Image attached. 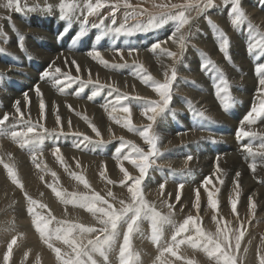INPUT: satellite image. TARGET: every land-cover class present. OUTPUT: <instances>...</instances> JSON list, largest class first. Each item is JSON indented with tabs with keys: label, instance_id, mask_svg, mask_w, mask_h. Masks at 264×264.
Here are the masks:
<instances>
[{
	"label": "rangeland",
	"instance_id": "1",
	"mask_svg": "<svg viewBox=\"0 0 264 264\" xmlns=\"http://www.w3.org/2000/svg\"><path fill=\"white\" fill-rule=\"evenodd\" d=\"M110 1L112 3L116 2V0H110ZM142 1L150 4L149 8H150V10L154 11L153 14H157L160 11V9L153 7V3L159 4V3L171 2V3H177V4L179 3L180 4V3L184 2V0H136V1L135 0H129V2L133 6H135V4H136L135 2H142ZM215 1H217V2H215V6L210 8V9H208L203 14H199L198 15L196 13V11H194V10L191 11L190 13H188L190 15V17H191V22H190L189 25H186L184 29H182V32L186 36H188V40H187L186 48H185V50H184V52L182 54V57L177 59L178 63L175 66L176 73L179 74V76L178 75L176 76V79L179 78V81H177L176 79H175V81H173L172 88H171V100H170V102L168 104V107L165 109V111L163 113H161L160 115H158L156 117V121L153 124V131L156 134L155 131H157L156 129L158 127L157 126V123L159 121L158 119H160L163 115H165V117L167 119V125H168L167 131L169 133L178 132V133H176L175 137H181V136H184V135L185 136L189 135V131H191V130H192L191 131L192 133H198V132L200 133V132H202L203 133L202 137L196 138L195 140H192L190 142H197V141H199V139L200 140L202 139L204 142L201 143L200 145H197L195 149H192L190 151L189 148H187V147H190V144H189L190 142H188V140H189V138H188V140H186V141H181L180 143H176V144H173V145L169 146L168 149L170 150V153H168V154L167 153H165V154H163V153L160 154L159 153L157 156H155L156 158L153 157L152 158V160H153L152 166L149 168V171H151V173H153L152 174L153 178L150 180L151 184H156V185L157 184H161V183L173 184L175 182L180 184V183H184V181H185V183H187V182L189 183V180H187L186 177L191 176V175L193 176V179H194L195 183L197 182V180L198 181L200 180L203 183L205 178H207V177L209 178L210 177V174H207V173L205 174V172L201 171V170L198 171V170H195V169H191V167L188 166V165H181V166L178 165V166H176L173 163L175 161H177V160L188 161L187 157H189V156L192 157L194 155L193 157L195 158V154H196V157H199V155L203 156L204 154L208 153V154H210V157L213 156L211 158H219V157H222L223 155H225L226 152H228V151H234V149L237 150L238 153H240V154H237V155H243L246 152L245 148H243L244 147L243 146L244 145V141L247 140L250 137H247L246 139L244 138L242 141L241 140H237L235 132H237V129H239L241 126L244 127L245 117H246V114H248L247 112H249L251 110L250 108H252V106L254 104H256V103L259 104L257 87H254V84L258 85L257 82H258L260 77L255 73V66L259 62H264V55L257 57V55L249 53L247 44H249V41H250L251 37L255 36L256 34L254 32H252L248 28L246 23L242 24L241 26L236 27V28H234L232 26V24L230 22L231 18H232L231 15H230V9H231L230 0H215ZM245 1L247 2V4H244ZM7 2H8V0H0V33H2V35H0V61H1L0 62V67H4V68H0V71H1L0 72V92H1L0 93V103H1V105H0L1 111L0 112H1L2 116H3L4 112L7 113V110L9 111V109H13L14 108L13 104L15 103V100L18 99V97L21 94H22L21 98H23L24 97V93H27L28 91H29L28 93H30V92L31 93H35V92H33L34 90H32V89H35L39 85L40 82L42 84H46L47 83V85H48L47 87L52 88V90H53V87L51 85L55 84L53 77L42 78V74L45 71H48V69L49 70L52 69V66H53L52 65V61L48 62L47 65H46V62L42 61L41 59H38V57L36 56L37 54L35 52H33V51L24 50V51H21L19 53L11 52L9 50V46L11 44L10 40L3 38L8 31H11V33H12V37H11L12 38V44L18 46V42L17 41L19 40L20 37H23L22 43L24 42L23 45H24L25 48L36 44L37 47H35V48H38L40 50L43 48L42 50L43 51H47V52H51L50 49H48V48H57L58 50H60L59 52H61V53H71V52H73V53H76V54H82V53H85V51L87 52V51H90V50L91 51L98 50V51H100L102 53L110 54L113 51H115L116 49H123L124 51H126L129 48H133V49L136 50L134 52H137V50L140 51V52L147 51V53L150 54L152 52L151 51L152 45L154 43H160L161 44L162 42H164L167 39H169V37H171V35L173 33V30L175 29V22L174 21H165L164 23L157 24V25H155L153 27H145V30H143V31H135L131 35H127V36L126 35H120L119 38L117 39V44H116L117 47H115V49H112L113 46L110 44L111 43L110 39H111L112 34H107L108 36L104 35L105 39H106V43L109 46L105 45V43L102 45L100 42L97 41V39L95 37H96L97 34L100 35V33L103 31V29L92 27L89 30V29H87V27L83 26L85 28L84 32L86 34L84 33L82 35V37L76 43H73V37L76 36V34L78 32H80L81 28H82L80 19H77V20L73 19L72 22L70 24H68L65 20H62V19L59 18L60 14H59V12H57L56 13L57 15L56 14L48 15L47 13H43L40 16L37 15L35 17V21H34L33 19H31L29 17V15L27 14V11H25V9L23 7H21V11H19V12L15 11L14 8L5 7ZM120 2H121V5H122L123 4V0H120ZM240 4H241V8L245 11V13L248 16V19L251 21V23L253 25L257 26L261 33H264L263 28H261V26L257 22H255V20H254V15H255V17L257 16V17H260V18H264V16H263L264 15V0H260V1L259 0H240ZM21 6H22V2H21ZM122 8H124V7L121 6L119 8V10L116 12V15L120 14L121 16L125 17V14L127 12L130 13L132 11V9L131 10L130 9L126 10V8H124L126 13H124V12L122 13L121 12ZM257 8H258V10H257ZM110 10L106 11V13H105L106 17H109L108 14L111 12ZM220 10H222L223 12L220 11ZM259 11H261L262 14ZM225 13H226V15H225ZM258 14L261 15V16H258ZM44 16H45V18H44ZM14 19H16V20H14ZM41 19L44 22H42ZM209 20H211L212 24L218 26L220 29H222L226 33L229 41L231 40V37L234 38L236 36L234 39L237 42H239L238 43L239 45H241V44L243 45V46L242 45L239 46L241 51H243L242 54H241L243 62L239 61L237 58L235 59V57H233L231 55V52L229 50L230 46L228 48V53H229L228 56L230 57V59H227L225 57L224 53L221 52L218 49L219 48V41H218L217 36L215 34V30L212 27V24L209 23ZM12 23L14 24L15 29H17L16 31H13L12 28H10V26L11 27L13 26ZM66 24H67V33H66V35H64L62 39H58V34H60L62 32H65ZM169 24H170V26H169ZM33 25H36V26H39V27H46L47 26L45 28L46 33L49 34L50 36L52 35L51 37H53L52 38L53 42L52 41H48L47 42L45 40H32L33 39V35L28 30L29 29L30 30L33 29L34 28ZM23 26L26 27V28H24ZM245 26H247V27H245ZM5 28L6 29L8 28L9 30L3 31ZM22 30H26V31L24 33H22V32L20 33V31H22ZM199 32H201V33H199ZM26 33H27V36H26ZM94 33H95V35H94ZM21 34H22V36H21ZM24 34H25V36H24ZM14 35H15V37H14ZM128 36H132L133 39L131 41H128L127 40ZM124 38H125V40H123ZM108 41H109V43H108ZM198 43H201L203 46L201 47V44H198ZM244 43H246V44H244ZM131 45H132V47H131ZM211 45L216 46V48L213 47V49L210 51V49L208 50V48L206 46H211ZM5 47H6V50L3 51V48H5ZM144 48H145V50H144ZM19 49H21V48L18 47L17 50H19ZM189 49L191 50L192 56L195 57V58L193 57V60H192L194 64L191 63V65L187 61V59L185 60V52L187 50H189ZM215 49L217 50L216 54L219 55V58H221V60L219 59L220 61L216 60V59H213L212 56H210V54H209L210 52L214 51ZM68 51H70V52H68ZM202 53L207 54V57H209L215 63V65L219 69L222 70L223 74L225 75V77L227 79V82L229 83L228 84L229 88H230L229 92L232 95L231 97H232L233 102L230 104V106L228 107L227 111L221 105L222 103H220L221 101H220V99H218V97L216 95L215 84L219 82L218 81V77H219L220 73H218V72H216V71H214L212 69H209L208 71H203L201 69L202 61L204 60V56L202 55ZM150 57L156 58L157 56L155 54V55H152ZM185 62H188L189 64L185 63ZM242 63L243 64L245 63L244 65H247V66H244ZM4 64L7 66V68L5 67ZM252 64H254V65H252ZM179 65H181V66H179ZM192 65H194V68H193ZM132 66H133V64L129 63L126 66H121V67L117 68L118 71L116 69H112L111 66H109V67H110L111 71H114V73H116L118 75H121V76H129V75H131V76L132 75L139 76V75H141V73L137 69L136 65L134 64V66L133 67ZM239 66H240V68H239ZM248 66H250V67L249 68H245V67H248ZM21 69H23V70H21ZM38 69H41V71L38 70ZM194 71H196V72H194ZM227 71H229V72H227ZM134 72L136 74H134ZM158 73L163 75V70H159ZM124 74H127V75H124ZM245 74H247V75H245ZM251 74H252V76H251ZM28 75H30V76H28ZM170 75H171V72H170ZM230 75H233V76H235L238 79L246 78V76H247V78L251 79V82H252V84H250L251 87L249 85H244V84L242 85V84L236 83L237 80L235 81V79H231L230 77H228ZM16 77L18 79L19 78L20 79L18 80ZM141 77H143V73H142ZM195 77L198 78V79L196 78V80H198V81L195 80ZM31 78H33V79H31ZM48 79H49V81H48ZM199 79H201V80H199ZM21 80H22V82H21ZM44 80H46V81L44 82ZM253 80H255V81H253ZM29 82H31V83H29ZM73 82H75V80L69 81V82L65 83L62 86V87H64V86L66 87V88L64 87V90H67V91H69L71 93V95H70L71 98H74V96L72 94L80 91L79 93H80L81 99L83 97V99L86 100V98L89 99V97L91 96L93 99H89V100H92L93 102L95 101L94 103L96 105H98L99 100H100V102L102 101L101 103L103 104V108L106 107V108L109 109L110 106H112V108H113L114 107L113 105L116 104V103L114 104V102H116V98H117L116 95L121 96V97H123V95L124 96L126 95L127 99H122L121 103L119 105L116 104L115 107L119 108V107L127 106L132 111L133 110H135V111L136 110H142L141 113L139 115H137L136 118L133 115V113H130V114L129 113H125L128 116L127 118H129V117L131 118L133 125L135 124V120H137L138 118H142L143 117L142 116V112L144 111V108L146 107V104H148L149 102H156V101L160 102L161 101V98H158L156 101L152 100L151 98H153V96H151V98H146V97L139 96V94L129 95V94H126L124 92L123 93H121L119 91L115 92V90L113 91V88H111V87H107L103 91H101V89H99L100 87L96 86L95 88L97 90L95 89L94 91L86 93L87 87H86L85 84H84L85 87L83 85H80V83H75L73 86H71L70 84L73 83ZM193 82H195V83H193ZM68 85H70V86L68 87ZM13 86H15V87H13ZM89 86H90V84H89ZM148 86H150V85L148 84ZM81 88H84V89L81 90ZM188 90H189V95H187ZM107 91H109V92H107ZM244 91H246V92H244ZM190 92L191 93H196V94H199V95L205 94V95L210 96L212 98L214 106H216L217 111L219 112L218 113V117H215V115H213V112H206V111H204L205 109L203 110V109H200V108L199 109L195 108L194 102H197V101L195 99H193V97H192ZM93 93H96V94L93 95ZM107 93H109V94H107ZM14 94L16 96H14L15 98L14 97L12 98L11 96H13ZM30 94H28V95H30ZM243 94H245V96L248 97V99L246 97L244 98ZM237 95H239V96H237ZM10 98H12V99H10ZM98 98H99V100H98ZM140 99H142L143 101L140 100ZM147 100H149V101H147ZM8 103L10 104V106H9ZM127 103H128V105H127ZM144 103H145V105H144ZM141 105H142V107H141ZM178 105H179V107H178ZM169 106H171L173 109H170L171 107L169 108ZM6 107H7V109H6ZM8 107H9V109H8ZM204 107H206V106H204ZM131 108H133V109H131ZM191 108H192V112L188 113L187 111L189 109H191ZM193 108H195V111L193 110ZM178 110H181L183 112H177ZM173 112H174V114H173ZM197 112H203L204 115L203 116H199V115L195 114ZM1 114H0V118H2ZM220 114L223 117H220ZM126 115H123V116H126ZM133 116H134V118H133ZM138 116H140V117H138ZM220 118H223V119H220ZM192 119H193L194 122H192ZM229 119H230V121H234V123L236 122L235 123L236 127L230 128V127L227 126V122L229 121ZM173 120H174V122H173ZM263 121H264V118H260L259 121L257 120V122H259V125L261 123H263ZM182 122H184V123H182ZM199 122L202 123V124H200ZM122 124H124V123H121V122L119 123V125L121 126V127L119 126V128L120 129H124V130L126 129L125 131H129L128 128L123 127ZM146 125L147 124L142 123L141 126H137L136 125L135 127H137V129H142ZM96 127L100 131L101 137H97L94 132H93V134L95 135V137L90 135L86 131L82 132V130H77L80 133H84V134L90 136L92 138V140H93V143L82 142V137H78V136L74 135V133H76L75 132L76 130H69V131H72L70 133L63 132L64 135L60 134V131L59 132H55L56 136H55V134L54 135H50V137L48 135L47 137L49 139L47 138L46 140H44L43 145H42L43 155L39 157V160H40V163H41V167H42L41 170L38 169L35 166L34 163L31 164V165L30 164L28 165L27 164L29 162L28 159H22L23 162L27 160L26 164L29 166L28 167L29 168V172H27L28 170H26V174L30 175V176L28 175V177L31 180V184H30V180L29 179L25 178V180H27V181H25L24 179H21V182L23 184V190H21V188H19L16 184L10 182L11 179L9 178V176H6L7 175V171H6V169L3 168L4 171H1L0 174L2 172H4V173L6 172L5 173V178H7V179L9 178L8 179L9 181H5V180H7V179H5L4 180L6 182L5 183L2 180V177H0V182L2 181L1 185L3 186V188L0 189V226H2V225L9 226L12 223H13L12 225L15 224V226H19V224L24 223V224H22V227L23 226L26 227V226L29 225V223L31 221L29 227L30 226L31 227H35L34 224L32 225L33 216L30 215L28 211H27L28 213L25 212V209L27 207L29 208V206H30L28 200L26 199V197L24 195V193L26 192L30 197H32V199L37 200L40 203L47 205L46 209H41V208H36L35 209V210L40 211L42 213V215L47 216L48 212L50 210L51 214H53L55 216L57 221H62V220L63 221H67V219L70 218V220H68V221L70 222L72 220L71 223H74V221H75L76 224H84L85 226L89 225V226L99 227L97 216H94L92 213L87 211L86 208H82V207L73 205L71 203H68V204L63 203L61 201V199L57 198L55 193L51 190V188L49 187L50 184L55 186L58 191H65L67 193L75 192V193H78V194L83 193V194H89L90 195L92 193V191L98 192V193H100V195H102L106 199H108L109 202L114 203L115 206H117V207H119V203H118L119 200H121V199H124L126 201L128 200L129 195H126V193H127V191H125L126 187H124V186H122L120 184V181L123 179V174L119 171V165L121 163H118V162H124V160L122 159V156H123L122 154H127L130 151V148H126L125 147L123 149L124 153L123 152L120 153L119 154L120 155L119 158H118V154H117V150L116 149H118L121 146V144H122L121 138H123V141H125V140L126 141L127 140L128 141H132V142L135 141L136 143L135 142L134 143L137 144V145H139L141 143L139 146L142 147V148H145V150H147V146L144 144L143 139L139 140V138H138L136 140L135 139L133 140V138L125 137V133L126 132L124 130H123L124 133L121 132V131L120 132L117 131L113 138H108L107 139L105 137L104 128L100 129L98 126H96ZM58 129H59V127H58ZM130 133H132L134 135L136 134L135 136H138V132H136V131H134V132L130 131ZM204 136H205V138H204ZM229 136H231V137L228 138ZM2 138L4 140H7V138H8V140H10L9 137H5V138L2 137ZM101 138H102V141L103 140L104 141L103 142H97V141H99V139L101 140ZM138 140L140 141V143H138L139 142ZM250 140H251V142H250ZM250 140H248V142H246V144L253 146L254 141H253L252 138ZM50 144H52V145L50 146ZM77 145H79V146L77 147ZM100 145H102V146H100ZM141 145H143V146H141ZM158 145H159V142H158ZM53 146L54 147H56V146L60 147V149L62 151L61 154H62V157H63V160H64V165L67 166V171L65 170V166L62 165L56 159V157L52 154L53 150H54ZM159 146H158V148H159ZM47 147H48V149H47ZM98 147H100V148H98ZM170 147H172V150H171ZM21 149L23 151V153H22L23 155H28L29 156V153L31 155V151H30L29 148H21ZM176 149H178V150H176ZM239 149H241L240 152H239ZM69 151L71 153H73V154L75 153V155H71V153ZM96 151H97V153H96ZM24 152H25V154H24ZM70 155H71V157H70ZM76 155L80 156V157H77ZM84 155H85V157H84ZM86 156H87V159H86ZM164 156H166V158H164ZM167 156H169V157H167ZM90 157H92V158H90ZM23 158H28V157H23ZM194 158H192L191 160H193ZM239 158H240V156H239ZM77 163L79 164V167H77ZM126 164H130V163L128 162ZM32 165H34V166H32ZM45 165L47 167H45ZM1 167H3V165H1ZM32 167H33V169L35 168V171L32 169ZM132 167L134 168L133 165H132ZM30 170L31 171L33 170V171L31 172ZM167 170H169V172L172 173V176H170L169 178H162V175H164V173H162V172H165ZM52 171L56 172V174H57L56 178L52 177V175H51ZM72 173H75L76 175L84 176L87 179V181H88V183L90 185V188H85L82 183H80L78 180H76L74 178ZM101 173H103V175H101ZM137 173H138V171L136 170V173H132V174L138 175ZM182 173H183V175H182ZM41 174L44 175L43 176V180L41 179V177H42ZM31 175H32V177H31ZM157 176L160 179L161 178L162 179L157 181V179H159ZM148 177H149V172L147 173V175H146V177H145V179L143 181V193L145 195L144 196L145 199L150 204H152L158 211H160L162 209V211H165L169 215L170 214V209L167 207V205L169 203L172 204V202H171L172 200H169L164 195L163 196L162 195L161 196L160 195L153 196L152 194H147V192H146L147 191L146 190V188H147L146 180H147ZM184 177H185V179H184ZM34 179H36V180H34ZM109 180L113 181L114 183H109L108 182ZM2 183H5V184H7L9 186H7V185L5 186V184H2ZM4 187H7V188L4 189ZM9 187H11V188H9ZM16 189H17V191H16ZM119 190L123 191V192L125 191L126 192L125 195H124L123 192H120ZM225 191H226V193L223 195V193ZM109 192H111L113 194V196H108ZM215 192L217 194V198L221 197V200H217L218 201V208L216 210H213L212 208L210 209V207L208 205L207 209H206V213L203 214V213H201L202 212V207H201L202 203L200 202L199 218L201 220V226L205 229V231L215 232L216 225H215V222L213 220V217L215 216L217 218L223 217L226 221H230L232 227H238L239 225H238L237 219H236V217L234 216L233 213L222 214L223 211H224L223 205H222V203H223L222 198L229 197V193H227V189H224V188H221V187L218 186ZM216 194H214V195L216 196ZM237 194L236 195H232L231 198H233V196L239 197L240 195H242V194H238V195ZM10 195H11V199H12L11 200V205H13V206L15 205V208L18 206L19 209H21L22 211L24 210L23 213L25 212L24 215H26V216L23 215L21 217H18V219H16L14 214L11 213V210L4 208V207L8 206V204H6V203L8 201L7 198L10 197ZM48 196H49V198H48ZM120 196L123 197V198L120 199ZM162 197H164V199ZM177 201L178 200L174 201V203H176ZM195 202H196V200L192 204V209L197 211V209L194 207ZM48 206H49V208H48ZM257 206L258 205L256 204L255 205V210H254L255 215H256V213L258 214V212H256ZM21 207H24V208H21ZM3 209H4V211H2ZM26 210H28V209H26ZM237 212H239V211H237ZM28 214L30 215L29 217H28ZM171 214H172V217H174V218L181 217L180 213L177 211L175 206L171 210ZM187 215H190V214H186L183 217L186 218ZM196 215H197V213H195L193 216H196ZM255 215L251 214L246 220L242 219L245 222L244 223V229H246V234H245L244 239L241 241V249H240V251L238 253H236V256H237V259L239 261V264H258L257 252H258V250L261 251V252H264V241H262V239H261V237H264V230H263L264 229V224H263L264 220L259 218L258 215L257 216H255ZM76 216H77V220L75 218ZM66 217H67V219H65ZM239 219H241V215L240 214H239ZM142 222L143 223L144 222L148 223L150 221L147 220V222H146L144 220ZM145 223L141 224L140 226L141 227L145 226ZM55 224H56V222H55ZM209 224L211 226L212 225L213 226L211 227V226H209ZM252 225H254V226L252 227ZM259 225H261V226H259ZM50 227H57V226L52 224ZM213 227H214V229H212ZM140 231L138 233L135 232L132 235L133 237H131V240H132L131 243L132 242L133 243L131 245L135 244V245L141 246L146 240H148V236H147L148 232L146 230H144L142 232H140ZM0 232H2L1 229H0ZM164 234L167 235V231L166 230H164L163 235ZM143 235L145 237L147 236L146 240H144L145 237ZM169 235H170L169 237H171L172 234H169ZM121 238H122V236L120 237V239ZM86 239H87V237H85V241L84 242H86ZM149 241H151V240H149ZM8 242H10V241H8ZM51 242L54 244L55 247H60V245H61L60 248L62 249V253L63 254L68 255V254L71 253V248H69L68 246H65L64 248H62L64 246V244L62 243L63 244L62 245L60 243L61 241H59L58 243H55L57 241L53 240ZM42 243H41L42 245L40 244L41 245L40 247L44 246V248H46V246H48L47 243H45V242H42ZM7 244H8L7 242L6 243L2 242L1 245H0V263L1 264H3V254L2 253H4L7 250ZM30 247L31 246L27 247L24 252H23V250L19 251L18 249H13L12 256H11V259H10V264H19V263L20 264H38V262L36 263L35 256H34L35 261L33 259H30L29 257L25 258V253H27L29 251ZM66 247H68V248L65 249ZM47 248L45 250H47L48 252H49V250H50V252L52 251V249H50V248L47 249ZM245 248L248 249L247 252H244ZM188 250L190 251L189 252L190 254L189 255H184V256L188 257V258L190 257V258L189 259L187 258L186 260H192L194 262V264H216V262L214 260H212V259H209V257L203 251H200L199 249L198 250L197 249H193L190 246L188 247ZM52 252H51V254H52L53 260L56 262V264H62V262L56 258V255L54 254L55 252H53V253ZM196 252H198V255L196 254ZM203 254H205V255H203ZM199 255L201 257H199ZM113 256H115V255H109V257H113ZM180 256H183V255H180ZM96 258H98L99 261L101 260V264H103L102 258H100L98 256ZM111 260L113 261V259H111ZM111 260L109 259L110 264H112V263L116 264L115 261L112 262ZM186 260L184 262H182V260H181V261H179V263L186 264Z\"/></svg>",
	"mask_w": 264,
	"mask_h": 264
},
{
	"label": "snow or ice",
	"instance_id": "2",
	"mask_svg": "<svg viewBox=\"0 0 264 264\" xmlns=\"http://www.w3.org/2000/svg\"><path fill=\"white\" fill-rule=\"evenodd\" d=\"M231 9V24L234 28L241 26L242 24H247L248 28L254 32L256 35L252 36L249 44L248 50L250 54H255L257 57L264 55V33H261L259 28L251 23L246 15L245 11L241 8L240 0H230ZM123 6L127 9H133L131 13H126L124 17V23L116 25V12L119 8ZM215 6V0H184L183 3H159L153 4L154 8L160 9L157 14H149V21L147 27H153L157 24H162L165 21H174L175 29L169 38L172 43L177 44L179 47V53L170 51L168 49H162L169 57L179 59L182 57V54L186 48L188 36H186L182 29L186 25H189L191 22V17L188 13L191 11H196V13L203 14L208 9ZM7 8H14L15 11H21V0H8L5 5ZM106 7L111 8L109 16L111 17V25H105V20L108 17H102L99 20L98 24H92L94 28L103 29L100 35L97 36V39H100L101 36L107 34L114 35H131L135 31L145 30V26L139 23L129 26L127 21L129 18L135 19L137 15H144L145 12H148V9L143 8L140 5L133 6L129 0H123L121 5L120 0H116L115 3H111L110 0H83V3H78L77 0H60L58 4V10L60 14V19L65 20L68 24L72 20L80 19L82 28L81 31L73 37V43H76L81 36L84 34L85 28L89 23L88 18L94 15H99L101 9ZM136 8H139V12L136 11ZM34 8H29L28 11H34ZM47 12L53 11V6L51 4H46L42 9ZM209 23L212 24L211 20ZM13 31H16L15 26L13 25ZM212 27L215 30V34L219 41V50L224 53L227 59H230L228 56V48L230 46V41L226 33L220 29L218 26L212 24ZM67 33V24L65 32L58 34V39H62ZM2 35V33H0ZM23 37H20L18 40V46L21 50H24L22 41ZM167 43V41H165ZM161 48L160 43H154L152 45V51H156ZM136 51L133 48L128 49V55L131 56L132 53ZM89 56L92 59L97 60L100 64L105 67L111 66L112 68H117L121 66H126L127 61L124 62V65L121 64H110V62L101 55L100 51L93 50L90 51ZM116 54L119 56L121 61L124 60V50L116 49ZM204 60L201 65L203 71H208L212 69L220 73L218 77V83L215 84L216 95L220 99L222 106L225 110L228 109L230 104L233 102L231 94L229 92V85L226 77L224 76L221 69H219L215 63L207 57V54L202 53ZM135 63V62H134ZM66 65H74L76 72H80V65L76 60H71L70 62L65 59ZM136 67L143 73V82L149 84L153 90L160 96V102H149L144 108L143 115L147 118L149 123L144 126L142 129H137L131 118H127L123 127L128 128L129 131H136L138 135L143 139L144 144L147 146L145 148L140 147L132 141H123L121 146L117 149V154L123 152L125 147L130 148V151L127 154L122 156L123 160H127L134 168L138 171V175H134L128 171L127 168L121 163L119 165V171L123 174V179L120 181V184L127 189L129 194L128 200L121 199L118 201L119 207L115 206L114 203L109 202L104 196L100 193L92 191L89 194L83 193H67L65 191H58L57 188L53 185H49L51 190L55 193L57 198L65 204L71 203L73 205L86 208L87 211L92 213L94 216H97L99 227L95 226H85L84 224L70 223L68 221H57L55 216L51 214L49 210L48 215H42L35 211L36 208L46 209L47 205L40 203L37 200L32 199L26 192L24 193L26 199L29 202L28 212L33 216V224L36 231L40 234L41 238L47 243L48 247L52 249L56 254V258L62 262V264H101L96 257L102 258L103 264H110L109 261V252L113 249V246L116 244L118 239L122 236V244L119 245V264H137L139 261V254L133 253L131 250V237L135 232L140 231V225L143 220L150 221L151 224V239L158 246L163 237V231L165 225H171L173 227V234L171 235L170 242L166 243L163 247L160 255L156 257V260L159 264H165L161 260V257L168 253L172 257H176L177 260L185 259L184 257L178 255V249L181 245H189L193 249H200L209 257L216 262V264H239L236 253L241 249V241L244 239L246 234V229H244V221L239 219V214L237 212V199L230 200L231 211L237 219L238 227H232L230 221H226L223 217H213V220L216 224L215 232H208L201 226V220L199 218L200 210V196L199 190H197L196 202L194 207L197 209V215H187L186 218L182 220L181 223L174 224L172 219L171 210L173 209L172 204H168L167 207L170 209L169 215H164L158 211L152 204H150L144 197L143 193V181L148 173L149 168L152 166V158L159 154L158 150V137L153 131V124L156 121V117L163 113L168 107V104L171 100V88L172 83L175 81L177 73L176 69L173 67L171 70V75L169 76L168 72L164 73L163 82L156 81L151 74L147 73V70L144 69L142 64L136 65ZM255 72L260 77L258 80L257 92L261 97L259 104H254L251 110L245 117V123L248 125L255 124L260 118H264V62H259L255 66ZM59 74V75H57ZM63 77V79L60 78ZM53 77L54 83L60 90H63V85L74 79H81L79 75L73 77L70 71H62L60 67H56L54 72L51 70L45 71L42 74V78ZM86 83H93L91 79V73L89 70V79ZM99 84V81H95ZM195 83V82H193ZM107 87H112L107 85ZM37 96H41L39 87H36ZM119 91V89H115ZM96 93H93L95 95ZM89 99H92L90 96ZM122 99H127V96H117L116 104L119 105ZM24 100L28 101V94L24 93ZM190 103V102H189ZM191 106V105H190ZM71 109V105L68 106ZM15 113L9 114L4 113L2 118H0V137H9L13 142L18 143L21 148H29L31 151V159L35 166L39 169L41 163L39 157L43 155L42 145L44 140L48 135H54L55 129L51 132L48 128L44 127L43 124L37 122H32L31 113L27 114L21 109V102L19 100L14 103ZM107 110V109H106ZM195 111V109L193 108ZM113 112H123L130 114V108L127 106L124 107H113ZM199 116H203V112L196 113ZM111 115V114H110ZM39 116L40 119L45 118V104L41 98L39 104ZM116 120V123H120V120L116 117H111ZM84 119H87L84 117ZM56 125L59 127L60 134H63V126L59 115L56 116L55 120ZM68 126L71 128V121H68ZM89 127L92 132L95 133L97 137H101V133L98 128L89 122ZM74 135L82 137V142L93 143V140L90 136L76 132ZM261 133L254 132L251 130H246L245 127L241 126L236 132L237 140H241L246 137H257L261 136ZM103 142L102 138L100 141ZM79 145H77L78 147ZM245 150L253 156L264 157V143L259 145L258 150L254 151L253 147L250 145H245ZM56 159L64 165V160L61 154V149L59 146H56L52 153ZM9 159H11V153H8ZM192 157H187V160H191ZM0 165H3L6 169L9 178L12 183L16 184L21 190H23V184L17 176V172L12 163L6 162L2 157H0ZM65 170L67 171V166ZM45 167H47L45 165ZM77 167L79 164L77 163ZM249 168L255 172L256 164L252 163L249 165ZM217 171H220L217 166ZM51 175L53 178L57 177L56 172L52 171ZM74 178L84 185L85 188H90V185L87 179L82 175H76L72 173ZM103 175V173H101ZM239 177L240 173H236ZM43 180V176L41 177ZM109 183H114L109 180ZM211 182L210 178H205L203 181L204 185H207ZM222 183V181H221ZM180 188L183 185H179ZM239 184L237 183V188ZM161 190V195L164 194L163 190L165 189V183L159 185ZM207 191V189H206ZM170 195V194H169ZM238 195V194H237ZM108 196H113L111 192L108 193ZM114 198V197H113ZM179 195L177 200H179ZM208 205L213 210L218 208V201L213 198V192H207ZM255 203L249 201V211L252 215L254 213ZM53 221L56 222L57 227H50L53 224ZM85 237L86 243L84 242ZM264 241V237H261ZM53 240L62 241L64 245H67L71 248V253L64 255L60 247H55L51 242ZM17 244V237L13 236L7 244V250L3 254V264H10V259L13 252L14 245ZM248 249L245 248L244 252H247ZM25 258H27V253H25ZM258 264H264V252L258 250L257 252ZM186 264H194L192 260H186Z\"/></svg>",
	"mask_w": 264,
	"mask_h": 264
},
{
	"label": "bare ground",
	"instance_id": "3",
	"mask_svg": "<svg viewBox=\"0 0 264 264\" xmlns=\"http://www.w3.org/2000/svg\"><path fill=\"white\" fill-rule=\"evenodd\" d=\"M136 1V0H135ZM260 1V0H259ZM22 2V6L25 11H27V14L29 15V17L31 19H33L35 21V17L38 15L40 16L41 14L43 13H47L48 15H54L56 14L57 12H59L58 10V4L60 2V0H21ZM78 3H83V0H77ZM111 2V1H110ZM217 2V1H215ZM112 3V2H111ZM135 6L137 5H140L142 6L143 8H146L148 9V12H145L144 15H137L135 17V19H132V18H129V20L127 21V24L129 26L131 25H134V24H141V25H144L145 27H147L148 25V21H149V14H153L154 11L150 10V4L146 3V2H135ZM152 3V2H151ZM46 4H51L53 6V11L51 12H47V11H44L42 10ZM154 4V3H153ZM179 4V3H178ZM244 4H247V2L245 1ZM29 8H34L35 10L34 11H28ZM111 8L110 7H106L104 9H101V12L99 15H94V16H91L88 18L89 20V23L87 24V29H91L92 28V24H98L99 23V20L102 18V17H106L105 13L107 10H110ZM224 9V8H223ZM222 9V10H223ZM126 10H128L126 8ZM131 10V9H130ZM139 8H136V11L139 12ZM220 10V11H222ZM258 10V8H257ZM111 11V10H110ZM133 11V9H132ZM131 11V12H132ZM157 11V10H156ZM218 11V10H217ZM109 12V11H108ZM120 12V11H119ZM121 12L123 13H126V11L124 10V8L121 9ZM120 12V13H121ZM130 12V13H131ZM223 12V11H222ZM261 14L262 12L259 11ZM128 13V12H127ZM21 14V13H20ZM57 15V14H56ZM109 15V14H108ZM220 15V14H219ZM222 15V14H221ZM226 15V13H225ZM224 15V16H225ZM120 14H117L115 16L116 18V25L115 26H119V24L121 23H124V17L121 16ZM258 16H261L258 14ZM264 16V15H263ZM51 17V16H50ZM45 18V16H44ZM221 18V17H220ZM55 19V18H54ZM75 19V18H74ZM82 19V17L80 18ZM205 19V18H204ZM12 20V19H11ZM16 20V19H14ZM42 20V19H41ZM51 20V19H50ZM77 20V19H75ZM195 20V19H194ZM254 20L255 22H257L261 28H263L264 30V18H260V17H255L254 15ZM52 21V20H51ZM56 21V20H55ZM224 21V20H223ZM222 21V22H223ZM7 22V21H6ZM15 22V21H14ZM42 22H44L42 20ZM27 23V22H26ZM39 23V22H38ZM224 23V22H223ZM46 24V23H45ZM78 24V23H77ZM207 24V23H206ZM225 24V23H224ZM228 24V23H227ZM12 25H14L12 23ZM27 25V24H26ZM105 25H108V26H112L111 25V17L109 16L108 19L105 21ZM25 26V25H24ZM23 26V27H24ZM28 26V25H27ZM34 28L33 29H29L28 31L31 32V34L33 35V39L32 40H45V41H52V38L49 34L46 33V30L45 28L47 27H39V26H36V25H33ZM45 26V25H44ZM78 26V25H77ZM170 26V24H169ZM32 27V26H31ZM203 27V26H202ZM247 27V26H245ZM10 28H12L13 30V27L10 26ZM18 28V27H17ZM26 28V27H24ZM171 28V27H170ZM192 28V27H191ZM205 28V27H204ZM209 28V27H208ZM228 29V28H227ZM9 30L8 28L4 29L3 31H7ZM17 30V29H16ZM19 30V29H18ZM27 30V29H26ZM26 30H22L20 31V33H24ZM63 30V29H62ZM77 30V29H76ZM75 30V31H76ZM174 31V30H173ZM212 31V30H211ZM96 32V31H95ZM190 32V31H189ZM18 33V32H17ZM70 33V32H69ZM85 33V32H84ZM99 33V32H98ZM201 33V32H199ZM237 33V32H236ZM19 34V33H18ZM57 34V33H56ZM86 34V33H85ZM141 34V33H140ZM211 34V33H210ZM213 34V33H212ZM95 35V33H94ZM99 34L96 35V39H97V36ZM138 35V34H137ZM190 35V34H189ZM22 36V34H21ZM25 36V34H24ZM26 36H27V33H26ZM108 36V35H107ZM120 35H114L112 34L111 36V45L113 46L112 49H115L116 44H117V39L119 38ZM127 36V35H126ZM12 33L11 31H8L5 36L3 37L4 39H9L11 44L9 46V50L13 53H19L21 51H24V50H27V51H33L35 52L36 56L38 57V59H41L42 61H45L46 62V65L48 62L52 61V69H50L51 71L54 72L55 68L56 67H60L62 69V71H70L71 72V75L73 77H76L77 75H79V77L81 79L79 80H75V82L73 83H69L71 86H73L75 83H80V85H83L85 87H87L86 89V93L87 92H91V91H94L96 88V86L100 87L99 89H101V91H103L105 88H107V85H111L113 88V91L115 89H119V92L121 93H126V94H129V95H132V94H139V96H142V97H146V98H151V96H153V98H151L152 100H157L158 98H160V96L153 90V88L151 86H148V84L146 85L144 82H143V79L141 77L142 75V72L140 71L141 75L139 76H135V75H129V76H121V75H118L116 73H114V71H111L110 70V67H105L104 65L100 64L97 60H94L92 59L91 56H89V52L91 51H85V53H82V54H76V53H61L59 52L60 50H58L57 48H48L50 49L51 52H47V51H43L42 49H38V48H35L37 47L36 44L35 45H31L27 48L24 47V50H17L19 46L17 45H14L12 44ZM15 37V35H14ZM82 37V36H81ZM142 37V36H141ZM236 37V36H235ZM234 37V38H235ZM84 38V37H83ZM123 38V37H122ZM166 38V37H165ZM170 38V37H169ZM194 38V37H193ZM234 38L231 37V40H230V52H231V55L233 57H235V59L237 58L239 61H242V57H241V54L243 51H241L240 47L241 45H239ZM249 38V37H248ZM133 38L132 36H128L127 37V40L128 41H131ZM196 39V38H195ZM237 39V38H236ZM241 39V38H240ZM109 40V39H108ZM125 40V38L123 39ZM214 40V39H213ZM25 41V40H24ZM92 41V40H91ZM96 41V40H95ZM98 42H100L102 45L105 43V45L109 46L107 43H106V39H105V36H101L100 39H97ZM138 41V40H137ZM167 43L162 42L160 45H161V48L157 49L155 52L152 51L151 49V53L148 54L147 51H144L145 48H144V52H140L137 50V52H133L131 56L128 55V50L124 51V60L121 61L119 59V56L116 54V50L113 51L112 53L110 54H106V53H101V55L104 57V59L108 60L110 62V64H122L124 65V62L127 61V64L131 63L135 65H138V64H142L144 66V69L147 70V73L151 74V76L156 80V81H160L162 82L164 80V73L167 71L168 74L170 75V72L172 70V68L176 66V64L178 63L177 62V59H173L171 57H169L165 52L162 51V49H168L170 51H173V52H177L179 53V47L177 44H174L172 43V41L170 39H167L166 40ZM198 41V40H197ZM18 42V41H17ZM125 42V41H124ZM157 42V41H156ZM215 42V41H214ZM247 42V41H246ZM9 43V42H8ZM22 43V41H21ZM24 43V42H23ZM22 43V44H23ZM109 43V41H108ZM141 43V42H140ZM211 43V42H210ZM31 44V43H30ZM152 44V43H151ZM198 44H201V43H198ZM246 44V43H244ZM26 45V44H25ZM133 45V44H132ZM131 45V47H132ZM136 45V44H135ZM141 45V44H140ZM190 45V44H189ZM248 45V44H247ZM24 46V45H23ZM99 46V45H98ZM134 46V45H133ZM139 46V45H138ZM200 46V45H199ZM203 45L201 44V47ZM243 46V45H242ZM126 47V46H125ZM136 47V46H135ZM140 47V46H139ZM191 47V46H190ZM189 47V48H190ZM208 48V50L210 49V51L213 49V47L216 48V46H206ZM2 48V47H1ZM17 48V49H16ZM20 48V47H19ZM89 48V47H88ZM92 48V47H91ZM127 48V47H126ZM152 48V47H151ZM242 48V47H241ZM93 49V48H92ZM96 49V48H95ZM205 49V48H204ZM219 49V48H218ZM245 49V48H244ZM6 50V47L3 48V51ZM207 50V51H208ZM65 51V50H64ZM109 51V50H108ZM195 51V50H194ZM10 52V53H11ZM32 52V53H33ZM70 52V51H68ZM105 52V51H104ZM217 50L215 49L214 51L210 52V56H212L213 59H216V60H221V58H219V55L216 54ZM245 52V51H244ZM5 53V52H4ZM25 53V52H24ZM31 54V53H30ZM156 54V58H152L150 56L152 55H155ZM194 54V53H193ZM229 54V53H228ZM34 55V56H35ZM200 55V54H199ZM27 56V55H26ZM33 56V57H34ZM35 56V57H36ZM198 56V55H197ZM245 56V55H244ZM36 57V58H37ZM193 57L192 56V53H191V50H187L185 52V60L187 59V61L192 64L193 63ZM14 58V57H13ZM195 58V57H194ZM245 58V57H244ZM65 59H67L69 62L71 60H76L77 63L80 65V72L77 73L76 72V68L74 65H66L65 64ZM249 59V58H248ZM184 60V61H185ZM219 60V61H220ZM246 60V59H245ZM200 61V60H199ZM1 62V61H0ZM135 62V63H134ZM188 62H185V63H188ZM197 62V61H196ZM203 62V61H202ZM36 63V62H35ZM188 63V64H189ZM240 63V62H239ZM238 63V64H239ZM2 64V63H1ZM126 64V65H127ZM243 64V63H242ZM245 64V63H244ZM243 64V65H244ZM5 65V64H4ZM233 65V64H232ZM250 65V64H249ZM254 65V64H252ZM14 66V65H13ZM129 66V65H128ZM127 66V67H128ZM132 66V67H133ZM181 66V65H179ZM178 66V67H179ZM193 68H194V65H192ZM244 66H247V65H244ZM5 67L7 68V66L5 65ZM126 67V68H127ZM177 67V68H178ZM238 67V66H237ZM250 66L248 67H245V68H249ZM0 68H4V67H0ZM20 68V67H19ZM119 68V67H117ZM117 68H112V69H116ZM186 68V67H185ZM200 68V67H199ZM240 68V66H239ZM244 68V67H243ZM244 68V69H245ZM136 69V70H137ZM180 69V68H179ZM251 69V68H250ZM23 70V69H21ZM41 71V69H38ZM49 70V69H48ZM89 70H90V73H91V79L93 81V83H86V81L89 79ZM115 70V71H116ZM134 70V69H133ZM132 70V71H133ZM159 70H163V75L162 74H159L158 71ZM182 70V69H181ZM190 70V69H189ZM224 70V69H223ZM118 71V70H117ZM116 71V72H117ZM135 71V70H134ZM192 71V70H191ZM234 71V70H233ZM247 71V70H246ZM1 72V71H0ZM15 72V71H14ZM32 72V71H31ZM125 72V71H124ZM136 72V71H135ZM134 72V74H136ZM182 72V71H181ZM196 72V71H194ZM229 72V71H227ZM118 73V72H117ZM129 73V72H128ZM131 73V72H130ZM139 73V72H138ZM208 73V72H207ZM256 73V72H255ZM22 74V73H21ZM31 74V73H30ZM120 74V73H119ZM235 74V73H234ZM253 74V73H252ZM251 74V76H252ZM5 75V74H4ZM14 75V74H13ZM17 75V74H16ZM59 75V74H57ZM124 75H127V74H124ZM179 76V74H177ZM188 75V74H187ZM197 75V74H196ZM205 75V74H204ZM213 75V74H212ZM247 75V74H245ZM249 75V74H248ZM30 76V75H28ZM182 76V75H181ZM199 76V75H198ZM225 76V75H224ZM250 76V77H251ZM8 77V76H7ZM32 77V76H31ZM209 77V76H208ZM213 77V76H212ZM230 77L231 79H235L236 83H239V84H244V85H249L252 84L251 82V79L250 78H236L235 76L233 75H230L228 76ZM240 77V76H239ZM17 78V77H16ZM61 79H63L62 76H60ZM197 77H195V80H196ZM18 79V78H17ZM16 79V80H17ZM20 79V78H19ZM18 79V80H19ZM33 79V78H31ZM54 79V78H53ZM198 79V78H197ZM209 79V78H208ZM253 79V78H252ZM99 81V84L95 83V81ZM177 81H179V78L176 79ZM201 80V79H199ZM256 80V79H255ZM253 80V81H255ZM46 80H44L45 82ZM49 81V79H48ZM198 81V80H196ZM22 82V80H21ZM20 82V83H21ZM51 82V81H50ZM49 82V83H50ZM69 82V81H68ZM24 83V82H23ZM31 83V82H29ZM67 83V82H66ZM176 83V82H175ZM202 83V82H201ZM255 83V82H254ZM253 83V84H254ZM258 83V82H257ZM38 84V83H37ZM85 84V85H84ZM90 84V86H89ZM206 84V83H205ZM229 84V83H228ZM24 85V84H23ZM68 85V87L70 86ZM187 85V84H186ZM11 86V85H10ZM16 86V85H15ZM13 86V87H15ZM37 86V85H36ZM47 83L46 84H42L41 82L39 83L38 87H39V90H40V93H41V96H37V93H36V88L35 89H32L34 90L33 92L35 93H28L30 95H28V101L26 102L24 100V97L21 98V95L18 97V99H16L15 101L19 100L21 102V109L23 112H25L26 114L28 112L31 113V119H32V122H37L39 121V123L43 124L44 127L48 128L50 130V132L55 129V132H59V129H58V126L56 125L55 123V120H56V116L59 115L60 117V120H61V124L63 126V132H67V133H70L72 131H69V130H76L75 132H78L77 130H82L83 131H86L87 133H89L90 135L94 136L95 135L93 134L91 128L89 127V122H91L92 124H94L95 126H98L100 129L104 128L105 130V137L108 139V138H113L115 136V133L117 131H121L123 132L124 129H120L119 128V123H116V120L115 119H112L111 117H116L117 119L120 120L121 123H124L127 119V115L123 112H113L112 111V106H108V108L104 107L103 108V104L100 102L99 98V102H98V105H96L92 100H89L88 98H86V100L81 99L80 97V91L79 92H76L74 94H72L74 96V98H71V93L67 90H64V87H63V90H60V88L53 84L51 85L53 87V90L52 88L50 87H47ZM176 86V85H175ZM237 86V85H236ZM253 86V85H252ZM12 87V86H11ZM178 87V86H177ZM247 87V86H246ZM251 87V86H250ZM254 87H257L258 88V85H255L254 84ZM66 88V87H65ZM76 88V87H75ZM110 88V89H111ZM9 89V88H8ZM31 89V88H30ZM84 89V88H81V90ZM230 89V88H229ZM97 90V89H96ZM31 91V90H30ZM110 91V90H109ZM107 91V92H109ZM184 91V90H183ZM187 91V90H186ZM4 92V91H3ZM2 92V93H3ZM25 92V91H24ZM116 92V90H115ZM179 92V91H178ZM192 92V91H191ZM190 92V93H191ZM246 92V91H244ZM1 93V92H0ZM6 93V92H5ZM21 93V92H20ZM19 93V94H20ZM85 93V94H86ZM98 93V92H97ZM111 93V92H110ZM113 93V92H112ZM8 94V93H7ZM109 94V93H107ZM11 95V94H10ZM176 95V94H175ZM187 95H189V90H188V93ZM193 99H195L197 102H194L195 104V108L197 109H205L204 111L206 112H213V115H215V117H218V111H217V108L216 106H214V103L212 101V98L208 95H205V94H196V93H191ZM214 95V94H213ZM244 95V98L246 97L245 94ZM242 95V96H243ZM16 96L15 94L13 96H11L12 98ZM87 96V95H86ZM93 96V95H92ZM118 96V95H116ZM124 96V95H123ZM126 96V95H125ZM232 96V95H231ZM239 96V95H237ZM249 96V95H248ZM16 97V98H17ZM94 97V96H93ZM107 97V96H106ZM174 97V96H173ZM7 98V97H6ZM10 98V99H12ZM15 98V97H14ZM41 98L43 99L44 101V104H45V118L44 119H40V116H39V104H40V100ZM214 98V97H213ZM241 98V97H240ZM248 99V97H246ZM260 96L258 94V100H260ZM2 99V98H1ZM93 99V98H92ZM96 99V98H95ZM113 99V98H112ZM115 99V98H114ZM133 99V98H132ZM192 99V98H191ZM4 100V99H3ZM142 100V99H140ZM237 100V99H236ZM14 101V100H13ZM114 101V100H113ZM143 101V100H142ZM149 101V100H147ZM7 102V101H6ZM128 102V101H127ZM157 102V101H156ZM116 102H114L115 104ZM202 105H201V104ZM221 103V102H220ZM256 103V102H255ZM9 104V103H8ZM139 104V103H138ZM174 104V103H173ZM240 104V103H239ZM1 105V103H0ZM6 105V104H5ZM14 105V104H13ZM69 105H71V109L68 107ZM107 105V104H106ZM112 105V104H111ZM116 105V104H115ZM115 105H113L115 107ZM128 105V103H127ZM145 105V103H144ZM172 105V104H171ZM222 105V104H221ZM256 105H258L256 103ZM8 106V105H7ZM10 106V104H9ZM12 106V105H11ZM147 106V104H146ZM206 106V107H204ZM132 107V106H131ZM136 107V106H135ZM142 107V105H141ZM171 106H169L170 108ZM179 107V105H178ZM4 108V107H3ZM194 108V109H195ZM7 109V107H6ZM9 109V107H8ZM107 109V110H106ZM133 109V108H131ZM137 109V108H136ZM141 109V108H140ZM143 109V108H142ZM170 109H173L172 107ZM251 109V108H250ZM1 111V109H0ZM142 110H131L130 113H133V115L135 116V118L137 117V115H139L141 113ZM169 111V110H168ZM227 111V110H226ZM225 111V112H226ZM4 112V111H3ZM2 112V113H3ZM177 112H183L181 110H178ZM188 113H191L192 112V108L189 109L187 111ZM5 113V112H4ZM7 113H9L10 115L11 114H14L15 113V108L13 109H9V111L7 110ZM187 113V114H188ZM248 113V112H247ZM1 114V112H0ZM111 114V115H110ZM174 114V112H173ZM196 114V113H195ZM246 114V113H245ZM123 115H126V116H123ZM170 115V114H169ZM212 115V116H213ZM247 115V114H246ZM2 116V114H1ZM133 116V118H134ZM142 118H138L137 120H135V124L134 126H141L142 123L144 124H148L149 121L147 120V118L143 115V112H142ZM84 117H86L87 119H84ZM140 117V116H138ZM161 117V116H160ZM169 117V116H168ZM175 117V116H174ZM186 117V116H185ZM192 117V116H191ZM214 117V118H215ZM220 117H223L221 114H220ZM225 117V116H224ZM196 119V118H195ZM198 119V118H197ZM220 119H223V118H220ZM219 119V120H220ZM71 121V128L68 127V121ZM158 123H157V131L156 132V136L158 137V142H159V153H170V150L168 149L169 146L173 145V144H176V143H180L181 141H186L188 140V142L192 141V140H195L196 138H200L202 137V132H198V133H192L191 131H189V135H184V136H181V137H175L176 133L178 132H174V133H169L167 131V128H168V125H167V119L165 117V115H163L160 119H158ZM172 120V119H171ZM190 120V119H189ZM210 120V119H209ZM204 121V120H203ZM224 121V120H223ZM222 121V122H223ZM228 121V120H227ZM226 121V122H227ZM259 121V120H258ZM261 121V120H260ZM112 122V123H111ZM174 122V120H173ZM192 122L193 119H192ZM216 122V121H215ZM184 123V122H182ZM200 123V122H199ZM236 123V122H235ZM234 123V121H229L227 122V126L230 127V128H233V127H236V124ZM241 123V122H240ZM202 124V123H200ZM123 125V124H122ZM198 126V125H197ZM239 126V125H238ZM121 127V126H120ZM244 127L246 130H251V131H254V132H258V133H261L262 135L261 136H257V137H250L248 138L247 140L244 141V147L245 148V145L246 142H248V140H250L251 138L253 139L254 141V144L253 146V150L256 151L258 150L259 148V145L261 143H264V121L263 123H261L259 125V122H256L255 124H252V125H248L247 123L244 124ZM137 128V127H136ZM188 129V128H187ZM126 130V129H125ZM124 130V131H125ZM195 130V129H194ZM238 130V129H237ZM125 137L127 138H133V140L135 139H138L141 140L142 138L138 135V136H135L134 134L130 133V131H125ZM134 132V131H133ZM184 132V131H183ZM124 133V132H123ZM182 133V132H181ZM191 133V134H190ZM236 133V132H235ZM59 134V133H58ZM180 134V133H179ZM184 134V133H183ZM182 134V135H183ZM60 135V134H59ZM64 135V134H63ZM215 135V134H214ZM56 136V134H55ZM189 136V137H188ZM50 137V135H49ZM54 137V136H53ZM231 136H229L228 138H230ZM234 137V136H233ZM5 138V137H4ZM48 138V137H47ZM46 138V139H47ZM56 138V137H55ZM205 138V136H204ZM207 138V137H206ZM224 138V137H223ZM247 138V137H246ZM245 138V139H246ZM10 139V138H9ZM45 139V140H46ZM49 139V138H48ZM72 139V138H71ZM220 139V138H219ZM244 139V138H243ZM241 139V141L243 140ZM54 140V139H53ZM131 140V139H130ZM138 140V141H139ZM198 140V139H197ZM100 141V139H99ZM104 141V140H103ZM126 141V140H125ZM128 141V140H127ZM170 141V142H169ZM135 142V141H134ZM204 141L201 139H199V141L197 142H190V147H187L189 148V150L191 151L192 149H195L197 145H200L201 143H203ZM251 142V140H250ZM136 143V142H135ZM140 143V141L138 142ZM243 143V142H242ZM253 143V142H252ZM117 144V143H116ZM141 144V143H140ZM139 144V145H140ZM52 144H50L51 146ZM86 145V144H85ZM94 145V144H93ZM108 145V144H107ZM180 145V144H179ZM64 146V145H63ZM88 146V145H87ZM102 146V145H100ZM143 146V145H141ZM204 146V145H203ZM225 146V145H224ZM62 147V146H61ZM93 147V146H92ZM119 147V146H118ZM215 147V146H214ZM226 147V146H225ZM53 148H55L53 146ZM85 148V147H84ZM100 148V147H98ZM117 148V147H116ZM128 148V147H126ZM171 150H172V147H170ZM48 149V147H47ZM46 149V150H47ZM52 149V148H51ZM50 149V150H51ZM102 150V149H101ZM113 150V149H112ZM117 150V149H116ZM127 150V149H126ZM125 150V151H126ZM129 150V149H128ZM178 150V149H176ZM241 149H239V152H240ZM64 151V150H63ZM67 151V150H66ZM167 151V152H166ZM169 151V152H168ZM199 151V150H198ZM28 152V151H27ZM62 152V151H61ZM65 152V151H64ZM70 152V151H69ZM73 152V151H72ZM226 152V151H225ZM8 153H11V159H9V156H8ZM23 151L21 149V147L19 146L18 143H15L13 142L11 139L8 140H4L2 137H0V157H2L6 162H10L14 165L15 167V170L17 172V176L19 178V180L21 181V179H24L27 178L29 179L28 175L26 174V170H28L27 172H29V164H33V161L31 159V155L29 153V156L28 155H23L22 154ZM66 153V152H65ZM68 153V152H67ZM71 153V152H70ZM97 153V151H96ZM100 153V152H99ZM124 153V152H123ZM243 153V152H242ZM241 153V154H242ZM25 154V152H24ZM27 154V153H26ZM204 154L203 156H200L199 157H196V154H195V158L192 156V158H194L193 160H188V161H182V160H177L175 161L173 164L176 165V166H181V165H188L191 167V169H195V170H201V171H204L205 174H210V180L211 182L207 185H204L200 180L195 183L194 182V179H193V176H188L186 177L187 180H189V183H173V184H165V189L163 190L164 192V196L166 198H168L169 200H172V205L175 206V208L177 209V211L180 213L181 217L179 218H174L172 217L173 219V222L174 224H178V223H181L182 220L184 219L183 216H185L186 214H192L194 215L195 213H197V211L193 210L192 209V204L193 202L196 200V195H197V190H199V196H200V202L202 203L201 204V207H202V212L203 214L206 213V209H207V206H208V200H207V192L208 191H211L213 192V198L216 199V200H221V197L217 198V194H216V189L217 187H221V188H224V189H227V193H229V197L227 198H222L223 200V213L222 214H229V213H232L231 211V204H230V200L232 199H237L238 200V203H237V211H239L238 213L241 215V219H244L246 220L252 213L249 211V201L251 199L252 202L255 203V205L257 204V208H256V212H258V214L256 213L255 216L258 215L259 218H261L262 220H264V157H260V156H253V155H250L247 151L243 154V155H237V154H240L237 152V150L234 149V151H228L226 152L225 155H223L222 157H219V158H211L213 156L210 157V154ZM216 154V153H215ZM71 155H75V153H71ZM70 155V157H71ZM78 155V154H77ZM76 155V156H77ZM124 155V154H122ZM212 155V154H211ZM92 156V155H91ZM120 156V155H119ZM188 156V155H187ZM219 156V155H218ZM240 156V158H239ZM23 157H28V158H23ZM69 157V156H68ZM77 157H80V156H77ZM83 157V156H82ZM85 157V155H84ZM163 157V156H162ZM161 157V158H162ZM169 157V156H167ZM92 158V157H90ZM156 158V157H155ZM158 158V157H157ZM164 158H166V156H164ZM22 159H28V165L26 164L27 160L26 161H22ZM75 159V158H74ZM85 159V158H84ZM86 159H87V156H86ZM69 160V159H68ZM165 160V159H164ZM173 160V159H172ZM176 160V159H175ZM70 161V160H69ZM75 162V161H74ZM111 162V161H110ZM118 163H123V166L125 168L128 169V171L130 173H136V169H134L132 167V165L130 164H126L128 163L127 160H124V162H118ZM252 163H255L256 164V170L255 172H253L250 168H249V165L252 164ZM72 164V163H71ZM34 166V165H32ZM217 166L219 167L220 171H217ZM31 167V166H30ZM183 167V166H182ZM4 167H1L0 165V172L1 171H4L3 170ZM155 168V167H154ZM33 169V167H32ZM40 170L42 169L39 168ZM35 171V168L33 169ZM32 170V171H33ZM154 170V169H153ZM31 171V170H30ZM31 171V172H32ZM155 171V170H154ZM171 171V170H170ZM179 171V170H178ZM181 171V170H180ZM194 171V170H193ZM149 177L147 178L146 180V183H147V188H146V192L147 194H152L153 196L155 195H160L161 196V190L159 188V185L160 184H151L150 183V180L153 178V173H151V171H149ZM189 172V171H188ZM240 173L239 177H237L236 173ZM3 173V174H2ZM0 174V177H2V180L4 181L5 179V173L2 172ZM155 173V172H154ZM164 173V175H162V178H169L170 176H172V173L169 172V170L165 171V172H162ZM138 174V173H137ZM42 175V174H41ZM183 175V173H182ZM203 175V174H202ZM8 176V174L6 175ZM30 176V175H29ZM36 176V175H35ZM44 176V175H42ZM199 176V175H198ZM32 177V175H31ZM30 177V178H31ZM158 177V176H157ZM159 178V177H158ZM161 178V179H162ZM202 178V177H201ZM208 178V177H207ZM9 179V178H8ZM5 180V181H9V180ZM33 179V178H32ZM160 178L157 179L158 180H161ZM175 179V178H174ZM179 179V178H178ZM185 179V177H184ZM30 180V179H29ZM36 180V179H34ZM164 180V179H163ZM4 181V182H5ZM27 181V180H25ZM24 181V182H25ZM156 181V182H157ZM177 181V180H176ZM203 181V180H202ZM222 181V183H221ZM2 182V181H1ZM1 182H0V189L3 188V186L1 185ZM12 182V181H10ZM34 182V181H33ZM174 182V181H173ZM6 183V182H5ZM5 183H2V184H5ZM8 183V182H7ZM22 183V182H21ZM27 183V182H26ZM39 183V182H38ZM155 183V182H154ZM237 183L239 184V187L237 188ZM30 184H31V180H30ZM7 184H5L6 186ZM13 185V184H12ZM25 185V184H24ZM39 185V184H38ZM179 185H183L182 188L179 187ZM2 186V187H1ZM9 186V185H7ZM29 186V185H28ZM14 187V186H13ZM7 187H4V189H6ZM11 188V187H9ZM8 188V189H9ZM207 189V191H206ZM17 191V189H16ZM113 191V190H112ZM120 191V190H119ZM118 191V192H119ZM127 191V189L125 190ZM123 192V191H120V192H123L124 195L126 192ZM116 192V191H115ZM226 193V191L223 193V195ZM242 194L240 195L239 197H235L232 195H236V194ZM115 194V193H114ZM120 194V193H119ZM170 194V195H169ZM216 194V196L214 195ZM13 195V194H12ZM44 195V194H43ZM126 195H129L128 193H126ZM162 195V196H163ZM179 195L180 199L174 203V201L177 200V196ZM116 196V195H115ZM119 196V195H118ZM123 196V195H122ZM145 196V195H144ZM117 197V196H116ZM159 197V196H158ZM47 198V197H46ZM49 198V196H48ZM123 198L120 196V199ZM164 199V197H162ZM14 199V198H13ZM118 199V198H117ZM160 199V198H159ZM7 203L8 206L7 207H4L6 209H9L11 210V213L14 214V216L16 217V219H18V217H21L24 215L25 212H27L28 210V207L25 209V212L23 213V211L21 209H19V207L17 206L15 208V205H11V195L10 197L7 198ZM22 200V199H21ZM23 201V200H22ZM24 202V201H23ZM54 204V203H53ZM52 205V204H51ZM203 205V206H202ZM71 206V205H70ZM21 208H24V207H21ZM49 208V206H48ZM211 209V208H210ZM255 210V208H254ZM253 210V211H254ZM4 211V209L2 210ZM36 212L42 214L40 211L38 210H35ZM74 211V210H73ZM76 211V210H75ZM161 213H163L164 215H168L165 211H162V209L160 210ZM28 213V212H27ZM26 213V214H27ZM53 215V214H52ZM8 216V215H7ZM26 216V215H24ZM30 215L28 214V217ZM72 217V216H71ZM76 220H77V216L75 217ZM74 218V219H75ZM15 219V218H14ZM15 219V220H16ZM22 219V218H21ZM31 219V218H30ZM61 219V218H60ZM67 219V217L65 218ZM70 220V218L67 219V221ZM12 221V220H11ZM30 221V220H29ZM63 221V220H62ZM79 221V220H78ZM144 221V220H143ZM147 222V220H145ZM243 221V220H242ZM54 222V221H53ZM69 222V221H68ZM72 222V220L70 221V223ZM31 223V221H30ZM29 223V225H30ZM75 223V221H74ZM145 223V222H144ZM143 222H141V224H144ZM212 223V222H211ZM210 223V224H211ZM13 224V223H12ZM9 225V226H6V225H2L0 226V229L2 230V232H0V245L2 242H7L11 240V238L13 236H16L17 237V244L14 245L13 249H18L19 251H22L23 252L25 251V249L29 246L30 249L29 251L27 252V257H29L30 259H34V256L36 258V263L38 262V264H56V262L53 260V256L49 250V252L47 250H45L48 246H46V248L43 247H40L43 243L42 242H45L40 234L34 229L35 227H29L28 226H23L22 227V224H19V226H15L14 225ZM55 226H57V224H55V222L53 223ZM209 224V226H211ZM264 224V223H263ZM32 225H33V222H32ZM216 225V224H215ZM89 226V225H88ZM213 226V225H212ZM211 226V227H212ZM254 225H252L253 227ZM261 226V225H259ZM210 227V228H211ZM55 228V227H53ZM216 228V227H215ZM214 229V227L212 228ZM140 232L146 230L148 233H147V236H148V240H146V237L144 238V240H146L141 246H138V245H131V250L133 253H138L139 254V261L137 262V264H159V262L156 260V257L160 255V252L162 251L163 247L166 245V243L170 242V239L171 237H169L170 235L169 234H173V227L171 225H165L164 226V230L167 231V235H163L161 241H160V244L159 246L154 243L151 239V224L150 222L148 223H145V226L141 227L140 226ZM210 230V229H209ZM251 230V229H250ZM264 230V229H263ZM164 232V231H163ZM212 232V231H211ZM138 233V232H137ZM251 233V232H250ZM3 234V235H2ZM141 234V233H140ZM139 234V235H140ZM250 236V235H249ZM133 237V236H132ZM134 239V238H133ZM143 240V239H142ZM151 240V241H149ZM85 241V240H84ZM132 241V240H131ZM29 242V243H28ZM59 241L55 242V243H58ZM137 242V241H136ZM142 242V241H141ZM42 243V244H41ZM62 244V241L60 242ZM59 243V244H60ZM86 243V242H85ZM133 243V242H132ZM131 243V244H132ZM243 243V242H242ZM41 244V245H40ZM58 244V245H59ZM122 244V238L118 239V241L116 242V244L113 246V249L109 252V255H115L113 257H109V259H113V261L116 262V264H119V245ZM141 244V243H140ZM57 245V244H56ZM63 245V244H62ZM65 246L67 245H64L62 248H64ZM61 247V245H60ZM188 247L189 245L185 244V245H181L180 248L178 249V255H183L182 257H185L184 255H189L190 251L188 250ZM68 247H66L65 249H67ZM49 249V247L47 248ZM198 250V249H197ZM196 250V251H197ZM200 250V249H199ZM202 251V250H200ZM64 252V251H63ZM53 253V252H52ZM67 253V252H66ZM200 253V252H199ZM4 254V253H2ZM55 254V253H54ZM196 254L198 255V252H196ZM202 254V253H201ZM200 254V255H201ZM56 255V254H55ZM66 255V254H64ZM196 255V256H197ZM199 255V257H201ZM205 255V254H203ZM202 255V256H203ZM246 255V254H245ZM193 256V255H192ZM195 256V255H194ZM55 257V256H54ZM244 257V256H243ZM188 257H185V260L187 259ZM190 258V257H189ZM188 258V259H189ZM203 258V257H202ZM205 258V257H204ZM98 259V258H97ZM161 260L165 262V264H183V263H179V261L181 260H177L176 257H172L170 254L168 253H165L162 257H161ZM184 259H182V262L185 261ZM205 260V259H204ZM101 261V260H100ZM112 261V260H111ZM112 261V262H113ZM201 261V260H200ZM245 261V260H244ZM23 262V261H22ZM19 263V262H18ZM1 264V263H0ZM20 264V263H19ZM113 264V263H112Z\"/></svg>",
	"mask_w": 264,
	"mask_h": 264
}]
</instances>
